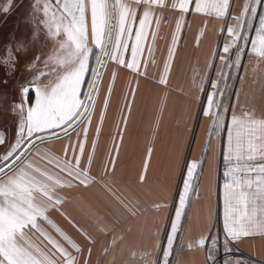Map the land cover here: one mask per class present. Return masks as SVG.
<instances>
[{
  "label": "snow or ice",
  "instance_id": "1",
  "mask_svg": "<svg viewBox=\"0 0 264 264\" xmlns=\"http://www.w3.org/2000/svg\"><path fill=\"white\" fill-rule=\"evenodd\" d=\"M262 3L244 0L239 15H232V0H172L170 4L168 0H28L27 8L23 0H0V16L6 20L19 11L23 25L8 32L0 28V91L12 87L6 111L14 121L11 133L0 128V264H94L97 237L93 231L106 238L107 256V241L116 243L117 226L126 216H136L138 202L114 178L119 145L108 152L107 160L100 159L97 149L118 75L137 78V86L139 77L147 78L149 65L156 64L155 41L163 10L168 8L178 13V19L158 78L164 86L182 32L180 21L193 13L220 20L232 15L233 23L220 29L222 34L226 31L222 50L212 52L220 66L216 80L210 82L203 114L210 119L208 142L219 138L223 145L224 250L231 252L234 244L246 239L264 240V110L258 113L254 104L241 105L239 91L235 104L227 102L232 99L229 82L239 79L243 85L246 57L256 56L252 77L253 83L261 84L264 104V68L260 67L264 15L251 35ZM21 69L26 75L17 79ZM242 70L244 76L239 75ZM106 74L105 97L90 140ZM130 95L135 98L134 89ZM127 108L130 113L131 105ZM64 139L67 142L59 152L48 147L49 141ZM201 163L192 161L188 166L167 246L157 249L161 258L145 264H172L174 241L183 231L194 192L192 181ZM147 167L146 161L145 172ZM139 180L143 182L144 175ZM89 193L103 199L107 215L87 199ZM77 215L88 223H81ZM211 245L208 248V237L201 235L188 248L204 249L208 264L215 260L217 240L212 239ZM224 264L244 262L225 260Z\"/></svg>",
  "mask_w": 264,
  "mask_h": 264
},
{
  "label": "crops",
  "instance_id": "2",
  "mask_svg": "<svg viewBox=\"0 0 264 264\" xmlns=\"http://www.w3.org/2000/svg\"><path fill=\"white\" fill-rule=\"evenodd\" d=\"M168 2L170 4L172 0ZM243 3L244 0H232V15H239ZM160 12L161 9L157 8V14ZM232 15L220 20L193 13L180 21L182 32L178 34L174 61L167 86H164L158 83V78L163 71V62L167 58L178 19L177 12L171 8L164 9L155 41L156 64L149 65L147 78L139 77L137 86V78L124 73L118 75L104 115L97 154L101 160H107L108 152L119 145L114 178L123 179L117 182L138 202L139 211L134 217L126 216L117 226L113 233L116 243L107 241V256L104 254L106 238L89 229L97 237L92 251L94 264H145L146 260L161 258L157 249L167 246L171 221L175 218L179 194L192 161L202 163L192 181L194 192L190 207L186 208L183 231L177 233L170 260L172 264H205V250L195 247L189 249L188 245L197 241L201 235L209 238L214 229V239L217 240L215 260L208 264L218 262L227 253L223 247V145L219 138L208 142L210 119L204 116L203 109L207 93L211 91L210 82L216 80L220 66L218 59H212V52L222 50L226 31L222 34L220 29L233 23ZM260 15H264V3L257 8L251 35H254L259 24ZM257 59L256 56L246 57L247 77L243 85L239 79L229 82L232 99L227 102L235 104V94L239 91L240 104H254L259 113L264 110L261 84L253 83L251 71ZM260 67L264 68V64ZM239 75L244 76L245 72L242 70ZM108 79L106 74L89 131L90 140L97 126ZM202 81L203 91L200 90ZM133 89L134 99L130 95ZM128 104L131 105L130 113ZM146 161L148 167L145 172ZM141 175H144L143 182L139 180ZM86 195L97 210L107 215L104 201L97 193ZM157 204L161 205L158 209L155 207ZM78 217L81 223H88L87 218ZM68 231L81 242L70 229ZM211 246L208 245V248ZM233 250L243 253L244 258H227L218 264H224L225 260L264 264V240L259 237L234 244Z\"/></svg>",
  "mask_w": 264,
  "mask_h": 264
},
{
  "label": "rangeland",
  "instance_id": "3",
  "mask_svg": "<svg viewBox=\"0 0 264 264\" xmlns=\"http://www.w3.org/2000/svg\"><path fill=\"white\" fill-rule=\"evenodd\" d=\"M17 2L20 3L21 0H17ZM23 3H24V7L27 8L28 0H23ZM18 26L21 29H23V25L20 23V12L19 11L14 12L6 20L4 17L0 16V28H2L4 32H8L9 30H15ZM94 54H95V49H94ZM94 54H93V58H94ZM0 75H2V71H0ZM24 75H26V73H24L23 70L21 69L19 72L16 73V78L19 79ZM11 91H12L11 86L8 90L0 91V126H5V129H7L9 131V133H11L12 129L14 128V121H13L12 117L6 111V106L10 102V100L12 99ZM66 142H67L66 139H64L62 141H49L48 147L53 149L54 151L59 152L62 148V144L66 143ZM41 147H44V146L42 145ZM116 180L122 181L123 179L120 178V179H116ZM77 218H79L78 215H77ZM57 219L59 220L58 217H57ZM61 223H63V222L61 221ZM66 228H67V226H66ZM73 234H75V233H73ZM235 251L236 250H233L231 252H227L224 255L234 253ZM236 257L244 258L243 256H236ZM228 258L231 259V258H235V257H228ZM225 259H227V258H225Z\"/></svg>",
  "mask_w": 264,
  "mask_h": 264
},
{
  "label": "built area",
  "instance_id": "4",
  "mask_svg": "<svg viewBox=\"0 0 264 264\" xmlns=\"http://www.w3.org/2000/svg\"><path fill=\"white\" fill-rule=\"evenodd\" d=\"M214 238H215V229L211 232V234H210V236L208 238V245L211 244L212 239H214ZM236 256H244V254L241 253L240 251L236 250L234 253H231V254H228V255H222L221 258L219 259V261H221V260H223L225 258H228V257H236ZM219 261L214 263V264H218Z\"/></svg>",
  "mask_w": 264,
  "mask_h": 264
}]
</instances>
